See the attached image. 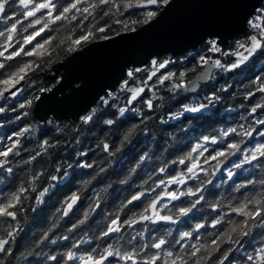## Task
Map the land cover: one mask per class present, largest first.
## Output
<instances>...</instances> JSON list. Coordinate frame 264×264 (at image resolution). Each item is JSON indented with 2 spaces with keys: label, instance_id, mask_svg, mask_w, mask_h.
Instances as JSON below:
<instances>
[{
  "label": "clouds",
  "instance_id": "obj_1",
  "mask_svg": "<svg viewBox=\"0 0 264 264\" xmlns=\"http://www.w3.org/2000/svg\"><path fill=\"white\" fill-rule=\"evenodd\" d=\"M173 3L0 0V264H264V6L46 106L84 86L70 61Z\"/></svg>",
  "mask_w": 264,
  "mask_h": 264
},
{
  "label": "water",
  "instance_id": "obj_2",
  "mask_svg": "<svg viewBox=\"0 0 264 264\" xmlns=\"http://www.w3.org/2000/svg\"><path fill=\"white\" fill-rule=\"evenodd\" d=\"M249 2L242 4L234 0H174L151 28L137 36L126 38L123 42L89 49L70 61L65 66L67 76L62 87H70L73 80L80 79L84 80V86L63 102H55L53 96L46 106H58L67 112L85 106L98 91L118 77L123 65L139 62L134 57L137 50L145 56L164 50L182 52L187 47L195 46L209 32L236 34L239 30L237 19L246 12L254 14L255 8L259 7L263 0ZM242 31L241 29L240 32ZM243 35L237 34L236 38ZM38 37L40 35L36 38ZM139 66L143 64L135 65ZM49 76L55 80L54 76ZM107 90L114 88L110 86Z\"/></svg>",
  "mask_w": 264,
  "mask_h": 264
},
{
  "label": "trees",
  "instance_id": "obj_3",
  "mask_svg": "<svg viewBox=\"0 0 264 264\" xmlns=\"http://www.w3.org/2000/svg\"><path fill=\"white\" fill-rule=\"evenodd\" d=\"M262 6H264V0H263V2L261 3V5L259 6V7H262ZM137 14V10H130V11H128V12H126L124 15H125V17H128V16H135ZM254 14H255V12H254ZM262 20H263V23H264V18H262ZM108 21H107V19L105 20V21H101V24L103 25V24H105V23H107ZM49 35H51V33L50 32H45L44 34L42 33L41 35H40V37H38V38H36L35 39V41H33V43H35V42H37V41H41L42 39H47L48 37H49ZM246 36H247V33L245 34V35H243V36H241V37H239V38H236L237 40H240V39H244V38H246ZM27 47H31V45H28ZM141 68H143L144 67V65L143 66H140ZM165 70H161V72H164ZM158 75H159V73H158ZM33 79L34 80H37V81H42V82H44L46 85H48V84H50V83H54V80L53 79H51V77L49 76V74H44V73H41V74H38L37 76H34L33 77ZM153 79H155V78H153ZM132 82L130 81V84H131ZM67 119V118H66ZM19 246V245H18Z\"/></svg>",
  "mask_w": 264,
  "mask_h": 264
},
{
  "label": "rangeland",
  "instance_id": "obj_4",
  "mask_svg": "<svg viewBox=\"0 0 264 264\" xmlns=\"http://www.w3.org/2000/svg\"><path fill=\"white\" fill-rule=\"evenodd\" d=\"M259 23L261 24L262 27H264V23H263V20L262 19L259 21Z\"/></svg>",
  "mask_w": 264,
  "mask_h": 264
},
{
  "label": "flooded vegetation",
  "instance_id": "obj_5",
  "mask_svg": "<svg viewBox=\"0 0 264 264\" xmlns=\"http://www.w3.org/2000/svg\"><path fill=\"white\" fill-rule=\"evenodd\" d=\"M45 32H47V30H46ZM45 32H43V34H44Z\"/></svg>",
  "mask_w": 264,
  "mask_h": 264
}]
</instances>
